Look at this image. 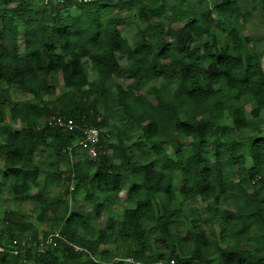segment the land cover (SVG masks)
<instances>
[{
	"label": "trees",
	"instance_id": "16d2710c",
	"mask_svg": "<svg viewBox=\"0 0 264 264\" xmlns=\"http://www.w3.org/2000/svg\"><path fill=\"white\" fill-rule=\"evenodd\" d=\"M259 1L264 11V0ZM36 7L33 0H0L2 177L15 198H26L36 189L32 202L40 209L38 218L42 220L47 210L53 211L51 218L59 225L62 238L53 237L56 244L43 253L34 249L24 255L3 253L0 264H106L115 257L131 261L113 264H168L172 259L180 264L183 259L176 248L166 256L151 251L149 244L154 232H159L156 240L170 237V226L181 213L180 208L172 207L177 175L183 198L198 196L215 221H220L215 216L220 198L226 201L239 192L245 196L234 211H222L221 236L239 234V240L244 233L249 242V228L253 227V239L260 246L252 251L216 245V256L220 264H264V254H258L264 248V136L253 133L238 143L228 135L249 130L252 119L264 109V69L259 56L248 51L249 38L243 35L245 21L238 3L226 0L169 29L163 23L167 0H80ZM72 10L79 13L72 15ZM124 11L133 14L131 19L123 16ZM132 25L135 32L129 41L118 27ZM217 30L226 36L224 45L218 46ZM204 37L207 41L200 43ZM192 42L196 45L191 46ZM121 56L125 57L123 65ZM88 68L96 72L97 81L89 79ZM113 74L131 79L126 90L115 85L118 103L127 117L140 127L146 140L162 138V144H151L154 156L141 144H132L119 148L114 154L119 159L116 162L114 155L105 152L109 144L104 143L102 134L94 159L82 157L76 147L68 150L80 139L84 124L101 128L113 117L108 86ZM58 77L65 90L56 95ZM161 77L159 87L146 88L155 98L151 102L142 90ZM171 85L172 90L168 89ZM10 87L32 99L12 101ZM74 89L81 90L79 95ZM42 94L55 95L51 106L42 100ZM250 102L254 107L247 119L245 106ZM99 103L103 113L98 110ZM59 116L73 119V130L51 123ZM222 117L229 124L218 123ZM7 119L19 120L22 126L17 129ZM39 119H43L42 125ZM163 143L170 145L173 159ZM40 148L53 153L44 166L35 159ZM69 152L86 159L82 164L72 163ZM247 158L250 163L245 167ZM232 166L245 173L237 182L230 175ZM244 177L248 181L256 178L260 190L246 194L241 184ZM54 178L66 180L63 194L74 192L70 189L73 182L74 189L85 188L93 202L127 186L134 205L124 210L117 234L109 217L95 239L86 238L77 231H90L89 216L69 211L67 203L56 198V204L61 205L58 211L47 199L46 186ZM3 220L10 240L26 239L31 245L38 242L35 232L25 238L27 224L18 212L5 211ZM232 221L241 226L229 230ZM189 222L192 230L187 235L194 243L189 260L201 263L207 260L211 243L203 225L207 221L197 216ZM47 235L43 233V237ZM110 244L113 250L106 247Z\"/></svg>",
	"mask_w": 264,
	"mask_h": 264
},
{
	"label": "rangeland",
	"instance_id": "374dc122",
	"mask_svg": "<svg viewBox=\"0 0 264 264\" xmlns=\"http://www.w3.org/2000/svg\"><path fill=\"white\" fill-rule=\"evenodd\" d=\"M35 5L38 7H45L48 5L49 2L56 3L57 5L63 4L64 1H71L73 3H79L80 0H33ZM226 0H167L168 2V9L163 17V23L166 29L169 28H177L182 24L186 23L187 21L193 19L195 15L198 13L205 11L207 9H213L216 5ZM244 15L245 21V30L243 31V35L248 36L249 42L247 44L248 51L250 53H255L259 56L261 63L264 69V11L261 7V3L259 0H235ZM75 5V4H74ZM74 9V8H73ZM74 11V10H72ZM78 10H75L72 15L78 14ZM136 13V12H135ZM132 13L123 12V16L131 19ZM216 26V25H215ZM119 31L121 32L122 36L127 38L129 41H132L133 34L135 32V26H119ZM217 29V28H216ZM217 39H218V46L224 45L226 43V36L222 34L218 30ZM168 39V38H167ZM20 43H22V36L19 38ZM171 42L170 39H168ZM207 41V38H203L200 43H204ZM199 43V44H200ZM196 45V42H192L191 46ZM20 51L22 52V47H20ZM118 56V54H117ZM119 62L121 65L125 64V57L121 56L119 58ZM166 62V61H165ZM88 76L90 80L97 81V74L95 71H92L90 68L87 69ZM131 81L128 76H117L113 74L112 82L108 83L110 87V101H111V112L113 117L106 119V124H103L100 128V136L102 134V138L104 139V143L109 144L108 148L105 149L110 155H114L119 148L127 147L132 144H141L144 148H146L147 153L149 156H154V153L151 149L152 143L162 144V138H155L146 140L141 132L140 127L133 122L127 115L124 113V109L120 103H118L117 92L115 85L121 86L122 89L126 90L128 83ZM163 82V77L156 78L150 81L147 86L142 90L143 95L151 102H155V98L149 92H146V88L150 86L159 87L160 84ZM5 87V85H3ZM87 87V86H86ZM86 87L82 88L85 89ZM174 87L171 85L168 89L172 90ZM65 88L63 87L61 77H58L56 83V95L64 91ZM76 95H79L81 90L74 89ZM8 93L12 101H20L25 102L31 100L32 97L30 95L22 93L17 88H8ZM55 98V95H47L42 94V100L46 102L49 106L52 105V101ZM10 106H6V110H8ZM98 110L100 113H103L102 104L99 103L97 105ZM254 107L253 103H249L245 106V112L247 119H251L250 111ZM183 118L185 115L183 113L180 114ZM226 117V116H225ZM222 117L218 120V123L227 125L229 124L228 119ZM7 121L15 128L19 129L22 126V123L19 120H9ZM39 125L44 123L43 119H39ZM256 134L260 137L264 136V109H262L258 116L252 119L250 123V129L244 130L241 132H228V135L234 137L238 143H243L246 136L250 134ZM2 136L0 130V137ZM101 138V137H100ZM106 144V145H107ZM164 149L168 153V155L173 159L174 156L172 155L171 147L168 143H163ZM186 145V143L184 144ZM135 148H137L135 146ZM36 151L35 159H40L42 161V165L51 159H53V153L50 149H42ZM82 157H87L86 152L84 151ZM79 156V155H78ZM81 156V155H80ZM82 157H74L71 154V162L72 163H83ZM76 158V160H75ZM114 161L118 162V157L114 155ZM212 160H214L212 158ZM250 160L247 158L244 166H248ZM231 178L237 182L241 179V176H244V170L239 169L237 166H232L231 168ZM92 171V170H91ZM3 157L0 156V244H9L10 240V233L5 230L6 222L3 220V213L7 210H14L23 217V222L27 224L25 238L31 235L33 232L37 233L38 239H42L43 233L46 232L50 233H59V225L55 222L54 219L51 217L54 215V212L50 209L47 210L46 214L44 215V219H39L38 214L40 209L38 206H35L32 202V195L36 193V189L33 188L30 192L26 195V198H15L12 196L10 191L7 188V185L4 183L3 177ZM41 180L43 176H40ZM49 178V177H48ZM245 182L241 183L243 188L247 193H251L252 191H259L260 190V183L256 181V178L248 181L245 177ZM49 180V179H48ZM57 179L54 178L53 182L47 184L46 188V195L47 199L50 200L52 207L61 209V205L56 204L55 200L60 199L64 200L69 208V211H75L81 213L83 215H88V224L90 225V231H85L84 229H78L77 234L85 236L86 238L95 239L97 235V231L102 229L108 218L111 217L114 220L113 230L115 234H117V230L120 227V221L122 219V214L126 208L133 207L134 203L129 198L127 189L125 186L122 191L117 193L116 195L113 194H106L102 195L101 198L94 201L90 200L86 195V190L82 186H77L74 189L75 184L71 182L70 189H73L74 192H70V195L63 194V190L66 186V180H60L59 182L56 181ZM182 182L180 177L177 175L175 180V192H174V201L172 204L173 208H180L181 213L176 216L174 222L170 226V237L162 236L163 240H156L159 238V232H154L149 238V244L151 251L155 253H164L168 256L170 249L176 248L178 250V255L182 260L180 264H220L217 255L216 245L220 247H243L248 248L252 251H256L257 247L260 246L256 243L253 239V227L249 228V237L250 241L247 242L245 239L247 234H240L241 239L237 240L239 234L232 236L231 234L228 235V232L225 233V236H221L222 226L221 220L224 217L222 211L224 209H228L234 211L237 208V202L244 201L245 196L239 192L238 195H234L232 198H228L226 201L223 198H220L219 204L216 206L215 216L219 218L220 221H215L213 218V213L208 211L205 207V203L200 200L198 196H195L191 199L185 200L183 198V193L181 192ZM237 197L238 199H235ZM52 199V200H51ZM98 209V213L96 212ZM57 211V212H58ZM59 213V212H58ZM200 216L204 218L207 222L203 223L205 230L207 231L211 243L208 247L207 253V260L204 262H196L194 259L189 260V256L191 255L194 249V243L190 237H188V231H191V224L189 219L193 217ZM234 224L231 225L228 229L238 228L241 225L237 221H232ZM234 227V228H233ZM14 230L17 232V227H14ZM14 231L13 234L16 232ZM244 235V236H243ZM243 236V237H242ZM26 240V239H23ZM106 247H110L112 250L114 248L113 244L106 245ZM258 254H264V248H261L258 251ZM21 257V256H20ZM98 258V256H97ZM170 263V260L168 262ZM173 264L177 263L176 259H174Z\"/></svg>",
	"mask_w": 264,
	"mask_h": 264
},
{
	"label": "built area",
	"instance_id": "2783aa9c",
	"mask_svg": "<svg viewBox=\"0 0 264 264\" xmlns=\"http://www.w3.org/2000/svg\"><path fill=\"white\" fill-rule=\"evenodd\" d=\"M53 125H56L63 130H73L75 127L74 121L71 118L64 119L63 117H57L53 121H51ZM100 139V128L95 125H87L84 124L81 128V137L78 141L72 144L71 147L68 148L70 151L72 147L78 148V151L86 152V155L94 159L98 156L99 150L97 149V144ZM71 156V152H69ZM53 237H61L59 233H50L46 237H42V239H38V242H34L32 245L28 244L25 240L12 239L9 244H0V255L3 253H10L12 255H24V253L29 249H34L39 253H43L45 248L48 246H54L56 241ZM76 249H80L75 246ZM115 261H131L130 258H121L115 257L111 262H107L106 264H113ZM170 263L173 264L174 260H170ZM169 264V263H168Z\"/></svg>",
	"mask_w": 264,
	"mask_h": 264
}]
</instances>
